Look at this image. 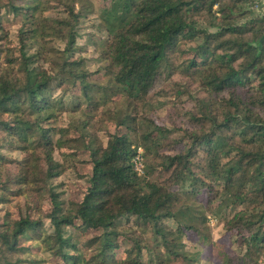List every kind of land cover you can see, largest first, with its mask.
I'll return each instance as SVG.
<instances>
[{
    "label": "trees",
    "instance_id": "trees-1",
    "mask_svg": "<svg viewBox=\"0 0 264 264\" xmlns=\"http://www.w3.org/2000/svg\"><path fill=\"white\" fill-rule=\"evenodd\" d=\"M253 3L110 0L86 33L90 0H0V208L10 195L47 203L0 217V264H209L204 243L219 264H264V15ZM181 98L186 128L154 121ZM15 152L25 166L3 175ZM64 174L78 199L55 182ZM210 219L233 254L209 240Z\"/></svg>",
    "mask_w": 264,
    "mask_h": 264
},
{
    "label": "rangeland",
    "instance_id": "rangeland-1",
    "mask_svg": "<svg viewBox=\"0 0 264 264\" xmlns=\"http://www.w3.org/2000/svg\"><path fill=\"white\" fill-rule=\"evenodd\" d=\"M92 7H93V14L89 17V21L86 22L85 27L86 28V33H92L95 31V28H92V24H96L97 22V18L100 15L101 11L107 7H109L110 4V0H90ZM60 7H58L57 5H54L52 3L50 10L52 12H55L59 9ZM17 20V21H16ZM16 22L20 21V18L16 19ZM16 22H12L9 21L6 25V28L9 31V43L7 44H14L16 42ZM28 26V24H26ZM89 38H87L88 40ZM93 41L96 42L97 46H101L103 45L104 41L102 39H100L98 37V35L96 34V36L93 37ZM32 45H36L35 43H33ZM170 103H173L174 107H172V105L168 104L167 109L164 108L158 112H156L155 116H154V121L157 124H169V121L174 122L177 125L181 124V120L184 122L185 120H183V118L180 116L182 115V113L184 114L185 110H189L192 105L190 103L187 102V99L185 98H181V102L177 103L175 101H169ZM67 120V119H65ZM182 122V123H183ZM65 123V122H62ZM181 126L183 128H186L187 126L184 124H181ZM95 129V127H94ZM142 149V148H141ZM141 153H143V150L140 151ZM80 159H83V156H79ZM7 158L9 159V161H11V163H7L5 164V170L3 171V175H6L7 173L13 174L16 172V167H20V166H25V162H26V155L25 154H21L19 152H15V153H10L7 154ZM18 161V163L16 162ZM143 164V162H142ZM146 164L147 165H151V161L147 158L146 159ZM83 166L86 169L85 165L80 166V169H83ZM57 184L59 183H63L62 184V189L65 191L66 193V197H71L73 199H78L81 195L75 191V185H77L76 182H74L72 180V176L69 174H64L62 175L60 178H58L55 181ZM9 202L5 205L4 208H0V217H3L6 213L8 215V217L11 218H17L18 213H21L22 215H24V213L26 212V204L29 203L32 205L31 210L29 211L30 215L32 217H36V214L33 212V210H35V206L36 205H41L44 209L47 208V203L43 200L40 199H36L34 196L29 197L28 199H26L25 197L22 196H14V195H10L8 197ZM208 228H209V240H211L214 243H217L219 245H222L224 247V250L228 253V254H233L234 250L232 251V237L230 235V233L226 232L222 225H220L218 222H216L214 219H210L209 223H208ZM191 240V242L193 244L196 245H201V240L195 236H189L186 239ZM201 249V258L203 259V261L205 263H209V264H219V261L213 257L210 253L209 250V246L207 243H204ZM40 258H42V256H40ZM52 261V260H51ZM50 261V262H51Z\"/></svg>",
    "mask_w": 264,
    "mask_h": 264
},
{
    "label": "built area",
    "instance_id": "built-area-1",
    "mask_svg": "<svg viewBox=\"0 0 264 264\" xmlns=\"http://www.w3.org/2000/svg\"><path fill=\"white\" fill-rule=\"evenodd\" d=\"M252 9L258 11L261 16L264 15V0H254ZM141 150V147H138L132 159L134 169L138 174L143 173L142 153L140 152Z\"/></svg>",
    "mask_w": 264,
    "mask_h": 264
}]
</instances>
